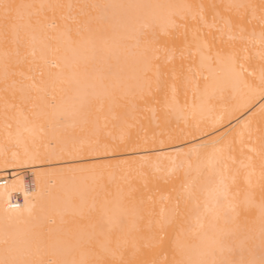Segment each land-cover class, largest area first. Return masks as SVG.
<instances>
[{
    "label": "snow or ice",
    "instance_id": "6c2138e0",
    "mask_svg": "<svg viewBox=\"0 0 264 264\" xmlns=\"http://www.w3.org/2000/svg\"><path fill=\"white\" fill-rule=\"evenodd\" d=\"M21 165L0 264H264V0H0Z\"/></svg>",
    "mask_w": 264,
    "mask_h": 264
},
{
    "label": "bare ground",
    "instance_id": "6f19581e",
    "mask_svg": "<svg viewBox=\"0 0 264 264\" xmlns=\"http://www.w3.org/2000/svg\"><path fill=\"white\" fill-rule=\"evenodd\" d=\"M52 166H58V162H50ZM21 168L24 170L21 171ZM17 173L23 175L25 182L29 185L30 189L34 187L35 184V176L34 170L31 165H21V166H12L8 168H0V183H3L4 180L13 179ZM16 199H20V203H23V193H17L15 196Z\"/></svg>",
    "mask_w": 264,
    "mask_h": 264
},
{
    "label": "built area",
    "instance_id": "2783aa9c",
    "mask_svg": "<svg viewBox=\"0 0 264 264\" xmlns=\"http://www.w3.org/2000/svg\"><path fill=\"white\" fill-rule=\"evenodd\" d=\"M16 199V198H15ZM18 202H20V199H16Z\"/></svg>",
    "mask_w": 264,
    "mask_h": 264
}]
</instances>
